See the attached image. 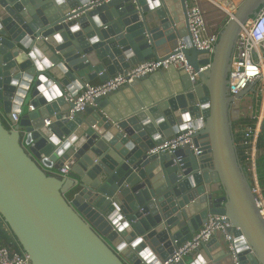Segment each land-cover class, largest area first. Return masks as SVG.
Instances as JSON below:
<instances>
[{"label":"water","instance_id":"water-1","mask_svg":"<svg viewBox=\"0 0 264 264\" xmlns=\"http://www.w3.org/2000/svg\"><path fill=\"white\" fill-rule=\"evenodd\" d=\"M187 1L0 0V215L32 264H163L209 214L239 227V264H264V216L233 133L250 88L228 92L237 38L264 0H241L212 55L192 47ZM180 37L197 72L210 63L195 81L160 70L126 85L121 105L108 96L65 118L67 92L167 56ZM190 129L201 154L149 153ZM216 237L178 264H235Z\"/></svg>","mask_w":264,"mask_h":264},{"label":"built area","instance_id":"built-area-1","mask_svg":"<svg viewBox=\"0 0 264 264\" xmlns=\"http://www.w3.org/2000/svg\"><path fill=\"white\" fill-rule=\"evenodd\" d=\"M221 2L228 4L229 7H222ZM240 2L241 0H238V3L234 0H188L187 19L192 47L212 55L222 30L220 27H210L212 9L224 11L226 23L234 17ZM188 48L186 40L180 37L172 53L167 56L139 62L125 72L110 76L98 84L86 82L76 94L67 92L64 98L70 108L65 118L74 120L89 107L96 106L98 99L105 98L135 80L147 78L160 70L173 67L178 71L187 72L191 80L195 81L199 72L206 71L210 63L200 65L197 72L185 55V50ZM228 80V92L234 100L237 99V95L250 88L241 99V117L234 122L233 133L240 162L252 182L257 205L264 216L263 173L259 167L263 151L259 146V139L264 122V6L255 17L243 25L239 33ZM34 109L30 104L26 112H32ZM12 116V120L5 115L3 119L10 129L15 130L19 114L13 113ZM49 124L48 120L47 125ZM194 133L195 130L190 129L187 132L174 134L150 149L149 153L173 154L179 149H187L194 155H199L202 149L196 142ZM70 170V166L66 164L59 175L67 177ZM236 230H239V227L233 226L227 215L209 214L200 229L191 238L182 242L163 264L180 263L187 255L200 250L203 244L210 242L218 234L224 236L232 259L235 264H239L234 244ZM0 264H32V262L29 254L22 248L11 250L0 245Z\"/></svg>","mask_w":264,"mask_h":264},{"label":"crops","instance_id":"crops-1","mask_svg":"<svg viewBox=\"0 0 264 264\" xmlns=\"http://www.w3.org/2000/svg\"><path fill=\"white\" fill-rule=\"evenodd\" d=\"M174 1V0H173ZM219 11L220 10H215V9H212V13H211V18H210V27L211 28H216V27H220V25L219 24H217V22L219 21H217V22H215V23H213V20L214 19H216V18H218V19H220V15H219ZM222 19H223V21H225L224 20V16L222 17ZM165 37H167V36H165ZM163 71H166V70H163ZM178 71V70H177ZM153 75V74H152ZM151 76V75H150ZM150 76H148V77H150ZM104 80H102L101 79V77H100V74L93 80V81H91V83H95V84H98V83H101V82H103ZM152 82H153V84L155 85V87H159V85H160V81L159 80H152ZM76 88L78 89V91H81V88L82 87H79V86H76ZM122 90H126V86L125 87H123V88H121V89H119V90H117L116 92H114V93H112V94H110L109 95V97H111L112 99L113 98H116V99H114L115 100V102L113 101V102H111L110 104H109V106L112 108V107H115V106H118V105H121L122 104V101H125L124 99H126V97H127V93L126 94H122L121 92H122ZM123 93H125V92H123ZM131 93V92H130ZM119 94V96H117ZM108 97V96H107ZM26 109H28V107L26 108ZM82 115L83 116H86V117H90L91 115H90V112H84V113H82ZM261 172L263 173V178H264V165H263V167H262V170H261ZM66 180H67V182H66V184H65V187H64V190H65V194L68 196L72 191H73V188L71 189L70 187L73 185V182H74V179L72 178V176H68V177H66ZM4 227L7 229V230H9V228H8V226L4 223ZM218 245H221V242L217 239V237H215V244H214V246H215V248L216 247H218ZM198 252V251H197ZM196 252V253H197ZM195 253V254H196Z\"/></svg>","mask_w":264,"mask_h":264},{"label":"trees","instance_id":"trees-1","mask_svg":"<svg viewBox=\"0 0 264 264\" xmlns=\"http://www.w3.org/2000/svg\"><path fill=\"white\" fill-rule=\"evenodd\" d=\"M259 146H260L261 150H263V159L261 158V162H260V165H259V167L262 170V167L264 165V122H263L262 130H261V133H260ZM263 183H264V178H263ZM76 192H77V189L73 190L68 195V198L72 199ZM0 245L8 247L11 250H19L21 248V246L19 245V243H18L16 237L14 236V234L10 230H7L4 227V221H3V218L1 217V215H0Z\"/></svg>","mask_w":264,"mask_h":264},{"label":"rangeland","instance_id":"rangeland-1","mask_svg":"<svg viewBox=\"0 0 264 264\" xmlns=\"http://www.w3.org/2000/svg\"><path fill=\"white\" fill-rule=\"evenodd\" d=\"M219 15H220V19H218V18L214 19V20H213V23H215V22H217V21L219 20V21L217 22V24H219V25H220V28L223 29V27H224V25H225V21H223V19H222V17L224 16V11L220 10V11H219ZM216 20H217V21H216ZM261 158L263 159V151H262V156H261ZM195 253H196V252H192V253H190L189 255H187V256L185 257V260L189 261L192 257L195 256Z\"/></svg>","mask_w":264,"mask_h":264},{"label":"bare ground","instance_id":"bare-ground-1","mask_svg":"<svg viewBox=\"0 0 264 264\" xmlns=\"http://www.w3.org/2000/svg\"><path fill=\"white\" fill-rule=\"evenodd\" d=\"M234 2L238 3V0H234ZM221 4H222V7H224V8H228L229 7V5L224 3V2H221Z\"/></svg>","mask_w":264,"mask_h":264},{"label":"clouds","instance_id":"clouds-1","mask_svg":"<svg viewBox=\"0 0 264 264\" xmlns=\"http://www.w3.org/2000/svg\"><path fill=\"white\" fill-rule=\"evenodd\" d=\"M238 121V120H237ZM236 122V121H235ZM234 124V123H233ZM252 183V182H251Z\"/></svg>","mask_w":264,"mask_h":264}]
</instances>
